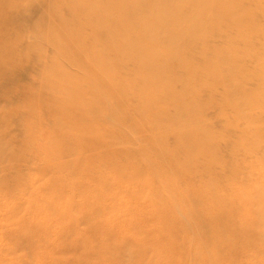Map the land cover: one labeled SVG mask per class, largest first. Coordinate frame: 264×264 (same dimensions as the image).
<instances>
[{"label": "bare ground", "instance_id": "obj_1", "mask_svg": "<svg viewBox=\"0 0 264 264\" xmlns=\"http://www.w3.org/2000/svg\"><path fill=\"white\" fill-rule=\"evenodd\" d=\"M17 2L19 4L11 7L7 0H0V198L6 199V203H15L11 202L16 200L9 194L11 187L22 191L33 187L22 182L24 171L35 177L32 184L41 189L42 196L32 198L31 204L26 206L13 204L5 214L7 225L0 224L4 237L3 248H0L1 264H8V261L25 264L24 258L28 264H117L121 256L128 258L131 264H181L177 262L178 256L172 258L176 251L183 249L177 233L172 231L173 216L167 221L162 217L166 213L164 194L150 183L141 151L128 146L133 143L131 138L125 141L102 131L95 135L96 127L89 122L67 128L65 135L62 130L57 138L48 136V130L42 129L41 125L43 110L49 115L56 111L67 118L75 117L81 108H68L67 105L75 104L76 97L82 92L66 90L64 86L57 91L56 84L45 83L44 78H52L51 72L56 65L64 67L65 71L69 64L79 65L78 68L87 71L90 65L100 67L105 64L116 71L130 72L133 75L127 79L130 87L139 92L146 109L153 113L149 142L171 154V172L176 179L186 183L184 175L190 172V181L203 177L209 182L215 181L211 177L215 178L217 170L232 166L230 162L236 161L241 148L254 153L264 146V142L241 146L243 140L234 142L233 139L232 142L227 133L240 124L234 111L236 101L243 102L252 111V105L260 108L257 117L251 115L246 122L242 139L255 137L258 133L256 125L264 123V0ZM32 3L37 6L38 18L26 26L21 24L19 14L23 5ZM87 32H92L88 38ZM66 34L69 37L82 35L83 39L78 38L82 48L69 50L66 54L68 47H61L63 53L58 60L53 57L43 59L50 48L60 45ZM37 35H44L46 43L31 42ZM34 50L40 55V68L15 96L14 76L30 66ZM86 57L89 58L86 60ZM228 65L234 67L230 74H226ZM97 70L101 72L100 68ZM60 74L61 79L69 77L66 71ZM86 83L91 85L92 82ZM58 93L65 96L57 100ZM161 93H166L162 100L158 99ZM7 101H10V107L6 106ZM215 111L220 113L216 121L208 115ZM180 113L185 120L179 125L175 118L181 116ZM14 119L21 123V128L16 131L22 138L18 144L14 143L15 129H11ZM69 134L71 137L67 138ZM228 149L231 154L224 158ZM29 153L36 159L34 167L29 165ZM104 160L110 164L107 170L84 175L78 170L84 164ZM119 160L126 163H118ZM130 164L138 167L129 170ZM52 171H58L62 178L50 176ZM41 173L49 175L42 179ZM236 174V171H230L224 179L229 184L237 182L243 187L245 176ZM67 180L81 184L77 193L80 195L104 194L113 201L121 191L128 193L134 205L138 201L141 209L134 213L132 202L127 208L129 217L121 218L119 223L124 222L131 231L134 226L143 224L144 232L136 240H127L122 233L111 247L109 240L113 242V231L107 227L106 217L100 216L94 198L66 205L55 204L49 199L55 197L57 202L62 199L59 186L68 185ZM87 181L95 184L89 186ZM149 184L153 186V194L146 197L150 192ZM188 192L190 202L203 201L205 193L200 195L190 187ZM232 196V199L224 200V204L213 203V200L202 205L195 203L194 210L200 219L197 220L214 233L213 241L205 243L210 264H264V226L261 225L264 188L256 186L245 196ZM235 199L239 201L238 205ZM237 209L250 216L244 224L249 231H243L235 214ZM40 211L46 215L48 221H45L50 222L51 227L44 226L45 221L43 225L37 224L35 219L21 216L23 212L35 216V212ZM69 212H77L80 216L68 221ZM59 213L64 214V220H55ZM98 226L105 232L104 240L91 235ZM81 227L84 232L79 230ZM54 228L61 230L59 237H53Z\"/></svg>", "mask_w": 264, "mask_h": 264}, {"label": "rangeland", "instance_id": "obj_2", "mask_svg": "<svg viewBox=\"0 0 264 264\" xmlns=\"http://www.w3.org/2000/svg\"><path fill=\"white\" fill-rule=\"evenodd\" d=\"M7 2L11 7H13L15 4H19L17 0H7ZM36 11H37V6H35V3L23 5L19 14V20L21 24L32 25L34 22H36L38 18L36 15L37 14ZM90 34H92V32H87V38L89 37ZM78 38L83 39L84 37L82 35L79 37L78 36L69 37L68 34L64 35L63 39L60 40L61 41L60 45L59 46L54 45L42 58L48 60V57H53L54 59L58 60V58L61 57V53H63L61 47H65V48L68 47L66 54L69 50L73 51L74 49L80 48L81 43ZM31 42H38L43 45L46 43L45 36L37 35L35 36V39ZM39 56H40L39 53H37L35 50L32 51L30 58V66L26 67L25 72H22L21 70L17 72V74H15L13 81V86L16 92L14 93L15 96H18V94L22 92L21 88H23L24 85L28 83V81H31L33 79L32 74H36V71L39 67L38 66ZM88 58L89 57H86V60ZM78 66L75 67L69 64L68 69L65 70L67 75H69V77L65 76L66 79L65 78L61 79L60 73L61 71L62 74L65 73L64 67L60 65H56L53 68V71L51 72L52 78L51 79L44 78V79H45V83H47L48 81H50L52 85H54L55 83L56 85L54 86L57 87L55 89L57 91L59 90L61 91L62 86H64L66 90H70V91L79 90L80 92H82L81 96L78 95V97H76L77 100L80 102V104L77 103L78 101L76 100L75 104L71 102L67 105L68 108L70 107L71 108L76 107L79 109L81 108L79 110V113L75 116L76 118L75 117L67 118L62 113L54 111L49 115L46 112V110L45 111L43 110L42 112L43 116L41 117L42 129L48 130L49 133L48 136L56 137V135L61 136L62 130H63V134L65 135L67 134V132L65 131L68 130L67 128L69 129L73 128L78 123L89 122L90 124H93L94 127H96L95 129L96 132H94L95 135H97L102 131V132H106L107 134H113L115 136L122 137L125 141H127V138H131V141L133 143L128 144V146L131 147L133 150L135 149L136 151H141L144 157L143 159L144 167L149 174L150 183L153 186H156L159 190L162 191V194H164L163 200L164 203L166 204L164 209L166 213L162 214L163 219H165L164 221H167L168 219H170L169 217L173 216L172 218L174 219V223L172 224V231L173 233L175 232L177 233L179 242L182 244L183 249L182 252L176 251L175 252L176 255L173 256L172 258L178 256L177 258H179V260L177 259L176 260L178 263L181 262V264H210V259L207 253L205 243L210 240L213 241L214 233L210 228L203 227L197 220L199 218L197 217V214L195 212L196 210H194V207L196 206L195 203L202 205L203 203L213 200V203L219 202V204H224L225 201L233 198L232 195L245 196L249 191V189L250 188L252 189V187L260 186L264 188V146L259 151H255L254 153L248 152V149L241 148V151L238 152V158L236 159V161L234 162L229 161L230 165L232 166H228L229 168L227 167L225 170H217L215 173V178L211 177V179H216L215 181L209 182V179L205 177L196 178L195 180L190 181V174H189L190 172H186L184 175L186 177V183H185L184 181L176 179L177 177H175L171 172V163L173 159L171 154L167 153L166 151H162L159 148H155L149 142L151 140L150 139L151 133L149 132V130H150V123L152 122L151 117H153V113H150L146 109V106L144 105L145 102H143V99L140 97L139 92L133 87H130L131 84L128 82L127 79L133 75L130 72H126V71H116L114 68H109L105 64H101L100 67L90 65L88 71L87 69L82 70L81 68H78ZM97 68L98 69L100 68L101 72H99ZM233 68L234 67L232 65H228L226 74L232 73L234 70ZM105 71L110 74L113 73L111 74L112 76L106 74ZM75 75H78L79 77L72 78V76ZM76 78H78V80H76ZM58 80H60V82H58ZM90 81L92 82L91 85H93L94 88L93 86L89 85L90 83L89 84L86 83ZM109 81L111 83H108ZM84 83H86L88 86L85 85ZM59 87L61 88L59 89ZM88 87H90L91 89L90 88L88 89ZM104 87H113V88L111 89ZM165 94L166 93H161L158 99L162 100ZM56 95H57V100L58 98L60 99V97L65 96L64 94L59 95V93ZM86 103H90V104H86ZM5 104L6 106L10 105V101L5 102ZM86 105L93 106V108L92 107L89 108ZM91 108L93 110H91ZM250 108H252L253 111L245 107L243 102L236 101L234 104V111L237 118L240 121V124L238 125V127L231 128L227 131L229 137H231L230 140L232 142L233 139L234 142L243 140L240 143L241 146H250L253 145L254 143L264 142L263 122H259L256 125V130L258 133L255 137L254 136L249 138L244 137V139L240 137L242 133L247 129V126H245V124L250 120L251 115L252 117H254V115L257 117L256 114L260 113L259 106L252 105ZM216 112L217 111L212 113L209 112L208 115L212 116L213 119L215 120L217 118V115L220 116V113L216 114ZM52 115L53 117H48ZM184 120L185 119H183V114H181V116L177 115L175 118V122L178 121L179 123L178 122L176 123L179 125L183 123ZM209 120L211 119L209 118ZM218 124L222 125L221 122H218ZM51 126L54 127L52 128ZM61 126L62 128H60ZM18 128L19 129L21 128V123L20 121L14 119L11 129H15V133H14L16 140L14 142L15 144L21 142L20 140L22 139L21 136L16 132ZM66 137L70 138L71 136L69 134ZM107 152L109 151H106L105 153ZM230 154H231V149H228L225 152L224 158H228ZM29 157H30V153H29ZM29 159H30L29 165H31V167H34L36 159H33L32 157H30ZM119 161L120 162L118 163H124V164L126 163V161L123 160H119ZM107 163L108 162L104 160L103 162H95L90 165L84 164V166H82L78 170L82 173V175L89 173L94 174L95 172H101V170H107L110 167V164ZM136 167L138 166L131 164L130 166L128 165L129 170H131L132 168H134L135 170ZM230 171H236L237 172L236 175H238V173H243V175L245 176V180L243 181L244 184L243 187L237 184V182H233L229 184V182L226 181V179H224V175L229 176ZM23 173L24 175L22 176L21 179L22 182L33 187L30 188L28 187V185H26L28 188L25 191H22L19 188L11 187L9 194L14 195L16 197V200L11 201L15 203H8V202L6 203L5 202L7 201L6 199L0 198V224L3 223L2 225H7L6 222L8 221V219H5L7 218V215L5 214L8 213V210L12 209V206H14L13 204L17 205L21 203L24 206H26L28 204H31L32 198L34 200L37 198H41L42 196L41 189L36 188L34 186V183L32 184V182L35 181L34 179L35 177L31 174H26L25 171ZM41 174H42L41 175L42 179L47 178L49 175V174L46 175V173L45 174L41 173ZM52 175L59 179L62 178V175H60L58 171L50 172V176ZM235 180L239 181V178H235ZM92 182L94 181H87V185L93 186L92 184L95 183ZM189 183H191V185ZM67 184L68 185L65 184L63 186L61 185L59 186L63 193L62 199H60L58 202L56 201L55 197H52L53 199H55V201L52 198L49 199H51V201H53L55 204L66 205L67 203L79 204L88 197L94 198L93 199L94 203L96 202L94 204L95 207H98V209L101 211L99 212L100 216L104 215L106 217L107 219L106 224H108L107 227L109 228L110 226L111 230L113 231V235H114L112 237L113 242L109 240L111 247H113V245L117 243L120 235L122 236V233H124V235L127 237V240H131V239L136 240V238L138 239L140 235L144 232L145 226L143 224H142L143 226L142 225L134 226L133 228L134 231L133 230L131 231L128 227H125L124 222L119 223V220L121 218L125 219L129 217L130 213L129 211L127 212V208H129L132 205V202L134 206V213L139 209H141L140 206L138 205V201L134 205V201H132L131 196L128 193L121 191L119 194L116 195V198L113 201H111L110 196H106L104 194L95 195V196H91L90 194H85V195L77 194L78 188H80L81 184L79 185L77 182H72L71 180H67ZM135 184H137V182L133 184L134 187ZM152 185H150V192H149L150 194L148 193L146 197H150L153 194ZM138 187H140V185ZM189 187L190 190L192 189L193 191L199 193L200 195L205 193V195L203 196V201L198 200L197 202H190L188 198ZM225 191H228V193H226ZM1 192L2 191L0 190V194ZM222 192L224 193V195L221 194ZM139 201H143V200L140 199ZM235 202L237 205L239 204V201L237 199H235ZM103 208H107L108 210H113V212L104 211ZM189 208L193 211H191ZM236 212H235L236 217L239 219L243 231H249V227L244 224H246V220L250 216H248L247 212L245 213L243 211L240 212L239 209H237ZM69 214H70L69 217L68 218L66 217V220L68 221H71L74 218L80 216L79 213L77 212H69ZM34 215L37 216L38 218H35V216L33 215L32 216L26 215V213L24 214V212L21 214V216H23V218L25 219L28 218L35 219L34 222L35 223L38 222L37 224L40 223L43 225L45 220L48 221L46 215H42V211L35 212ZM63 215H64L63 213L56 214L55 220H60V221L64 220L65 216ZM112 217H116L115 220H112ZM46 221L44 223V226L51 227L50 222L47 223ZM261 225L264 226V220L261 221ZM79 230L82 231V227L81 229L79 228ZM52 233L54 235L53 237L55 236L59 237L58 235L59 233H61V230H59L58 228H54ZM91 235L98 240H104V238L106 237L105 232L103 231L101 226L95 227V230L91 232ZM3 241H4L3 232H2V228L0 227V248H3L2 247L4 245ZM112 253L114 252L112 251ZM241 256H244V253H241ZM8 258L11 261V258L10 257ZM23 263L28 264L27 258L23 259ZM0 264H1V259H0ZM8 264H10L9 261ZM11 264L13 263L11 262ZM117 264H131V262L128 258L126 257L123 258L121 256V259L120 258L117 259Z\"/></svg>", "mask_w": 264, "mask_h": 264}]
</instances>
